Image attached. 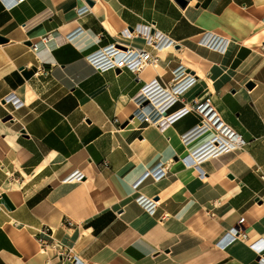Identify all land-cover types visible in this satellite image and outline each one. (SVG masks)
Returning a JSON list of instances; mask_svg holds the SVG:
<instances>
[{"label":"crops","instance_id":"0c3cea01","mask_svg":"<svg viewBox=\"0 0 264 264\" xmlns=\"http://www.w3.org/2000/svg\"><path fill=\"white\" fill-rule=\"evenodd\" d=\"M145 23L175 42L161 52L146 47L156 64L100 72L85 60ZM205 35L225 50L204 46ZM0 36V264H72L57 261L49 246L41 253L39 236L84 264H260L264 0H186L183 7L176 0H0ZM180 63L197 80L166 113L209 93L249 142L203 160L199 171L182 161L210 138L183 144L196 113L163 131L133 117V98L154 79L170 90ZM9 93L23 101L20 109L4 104ZM158 164L167 167L161 179L133 186ZM171 186L177 189L166 194ZM139 196L148 201L141 205ZM239 217L246 238L224 245Z\"/></svg>","mask_w":264,"mask_h":264},{"label":"built area","instance_id":"2783aa9c","mask_svg":"<svg viewBox=\"0 0 264 264\" xmlns=\"http://www.w3.org/2000/svg\"><path fill=\"white\" fill-rule=\"evenodd\" d=\"M21 1V0H18ZM86 7L78 9V13H84ZM83 30L76 29L74 33L67 35V40L72 41L77 35L81 34ZM119 39L106 46L100 47L91 53L87 54L84 58L95 70L104 72L107 70H123L127 69L133 73H138L144 67L148 65H154L157 63L158 57L156 54L146 48L150 47L155 52H161L167 47L174 46L175 42L171 40L166 34L156 30L152 24H138L133 28H125L118 34ZM141 38L142 45H133L130 40L133 38ZM201 43L213 50L224 51L225 42L217 40L214 36L205 35ZM48 39V35L42 37L43 41ZM172 80L170 84V90L166 91V88L160 84L156 79L152 80L149 84H146L141 91L133 98L138 108L134 112L133 117L138 120L154 125L161 131L165 130L178 118L184 116L189 112H194L198 115V122L189 131L181 135V140L184 145H188L194 139L209 134L210 138L194 151L186 154L182 161L191 167H195L199 171L200 163L207 158H215L224 153L231 152L233 150L246 146L249 142L243 138L241 134L233 130L219 115L215 107L211 102V95L205 93L198 95L191 99L189 103L184 104L182 108L175 113L167 114L166 111L173 105L185 92H187L196 82L197 77L195 74H191L185 71L182 63L172 72ZM4 104H9L12 110H18L23 106V101L17 98L13 93H9L4 97ZM143 104L148 106L153 105L150 112L144 113L142 111ZM10 118L13 119L11 113H8ZM23 129V127H22ZM166 166L164 164L155 165L144 172V174L137 179L133 184L137 187L147 177L158 181L166 174ZM264 180V177L262 176ZM177 187H169L166 190V194H171ZM141 205H144L147 201L142 196L136 198ZM151 204V202H149ZM155 204V203H154ZM153 205V204H151ZM147 210L149 208L147 207ZM235 210L229 209L221 215L223 220H226ZM244 219L238 218L237 224L228 229L221 240H224V245L234 241L236 238H246L242 223ZM49 240H51L49 242ZM38 241L42 249H53L56 254L57 261L62 260L64 257L67 260H71L72 264H84L83 261L77 259L74 255L70 254V249L66 248L59 243L53 241L51 237L44 241L40 236ZM46 242V243H45ZM255 244V243H254ZM254 244L251 247H254ZM264 246L262 245L257 249L258 262L264 264L263 256ZM48 264H52L47 261Z\"/></svg>","mask_w":264,"mask_h":264},{"label":"water","instance_id":"95a60500","mask_svg":"<svg viewBox=\"0 0 264 264\" xmlns=\"http://www.w3.org/2000/svg\"><path fill=\"white\" fill-rule=\"evenodd\" d=\"M87 2L91 4L90 1H87ZM176 2H177L180 6H182V7L185 6V4H186V0H176ZM5 41H6V39H4L3 37L0 36V43H3V42H5ZM253 86H254V83H253V82H248V83L246 84V87H247V88H252ZM6 119H11V118H10V116H7Z\"/></svg>","mask_w":264,"mask_h":264},{"label":"bare ground","instance_id":"6f19581e","mask_svg":"<svg viewBox=\"0 0 264 264\" xmlns=\"http://www.w3.org/2000/svg\"><path fill=\"white\" fill-rule=\"evenodd\" d=\"M149 107H151V110H152V108H153V105H150ZM150 112V111H149ZM145 113V112H144ZM148 113V112H147ZM41 253H45L46 251L44 250V249H42L41 251H40Z\"/></svg>","mask_w":264,"mask_h":264}]
</instances>
